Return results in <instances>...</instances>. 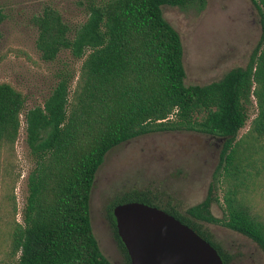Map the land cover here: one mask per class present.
<instances>
[{
    "label": "trees",
    "instance_id": "obj_1",
    "mask_svg": "<svg viewBox=\"0 0 264 264\" xmlns=\"http://www.w3.org/2000/svg\"><path fill=\"white\" fill-rule=\"evenodd\" d=\"M195 1L85 0V20L75 27L49 7L34 17L42 58L51 60L66 49L80 63L70 92V78L62 73L42 106L24 114L32 167L20 221L13 204L11 220L0 224V264H112L101 254L90 225L95 172L111 148L166 131H193L219 140L212 182L204 198L183 212L148 191L117 196L108 219L124 264L130 261L111 209L129 201L156 206L189 226L216 249L223 264L230 256L200 222L243 235L264 257V215L252 204L264 201V0H250L261 36L246 64L203 85L184 83L180 37L161 12L162 5L183 9ZM252 97L255 115L237 138ZM24 101L20 90L0 81L3 160L14 153ZM213 201L221 209L219 217L210 212Z\"/></svg>",
    "mask_w": 264,
    "mask_h": 264
},
{
    "label": "rangeland",
    "instance_id": "obj_2",
    "mask_svg": "<svg viewBox=\"0 0 264 264\" xmlns=\"http://www.w3.org/2000/svg\"><path fill=\"white\" fill-rule=\"evenodd\" d=\"M196 0L183 9L162 5L163 18L178 32L182 45L185 84L216 81L229 69L243 67L261 36L259 15L250 0ZM85 0H0V81L20 90L25 101L14 153L0 157V224L20 221L26 193V176L32 167L25 141V112L51 94L59 75L68 74L72 89L79 59L61 49L46 60L36 47L34 17L49 7L70 27L86 17ZM264 43V41H263ZM255 102L247 106V120L237 138L255 115ZM219 140L193 131L154 132L111 148L95 172L89 196L92 234L101 254L112 264H124L108 219L112 201L129 190L155 194L161 204L179 212L200 202L212 182ZM6 155V154H3ZM220 195V188L216 191ZM253 210L264 215V201L255 199ZM213 216L221 209L213 201ZM211 239L230 256L228 264H264L260 249L248 238L220 224L200 222Z\"/></svg>",
    "mask_w": 264,
    "mask_h": 264
},
{
    "label": "water",
    "instance_id": "obj_3",
    "mask_svg": "<svg viewBox=\"0 0 264 264\" xmlns=\"http://www.w3.org/2000/svg\"><path fill=\"white\" fill-rule=\"evenodd\" d=\"M111 213L130 264H223L208 241L156 206L129 201Z\"/></svg>",
    "mask_w": 264,
    "mask_h": 264
},
{
    "label": "flooded vegetation",
    "instance_id": "obj_4",
    "mask_svg": "<svg viewBox=\"0 0 264 264\" xmlns=\"http://www.w3.org/2000/svg\"><path fill=\"white\" fill-rule=\"evenodd\" d=\"M227 264H228V262H227Z\"/></svg>",
    "mask_w": 264,
    "mask_h": 264
}]
</instances>
